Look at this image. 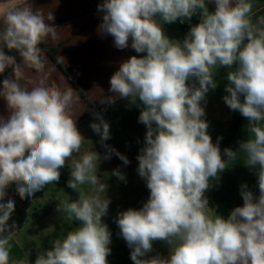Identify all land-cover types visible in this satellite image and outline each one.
Segmentation results:
<instances>
[{
  "label": "clouds",
  "instance_id": "obj_1",
  "mask_svg": "<svg viewBox=\"0 0 264 264\" xmlns=\"http://www.w3.org/2000/svg\"><path fill=\"white\" fill-rule=\"evenodd\" d=\"M252 9L250 0H102L97 6L102 14L98 33L111 36L119 50L130 47L141 54L120 63L110 78L113 95L100 100L128 101L140 109L138 122L146 126L136 159L149 197L139 209L118 212L115 220L134 264H264V15L253 20ZM194 15L199 23L182 41L165 33L164 24L191 21ZM48 19L53 20L51 13ZM2 24L0 44L15 49L27 65L43 69L39 45L54 29L44 16L26 5L8 10ZM14 62L0 51V74ZM220 68L229 70L223 100L247 119L249 133L238 151L225 148L223 156L222 138L212 142L202 106L218 86L214 72ZM0 98L8 110L0 115V264H24L10 256L16 225L8 221L15 201L5 202L7 189L15 185L21 199L32 197L59 182L66 163L67 186L78 198L59 201L57 211L79 226L38 252L34 264H108L112 234L102 217L111 201L101 196L108 186L98 176L97 162L115 153L129 163L105 143L109 123L93 113L90 127L100 136L105 155L93 146L81 153L86 139L69 111L71 91L43 81L28 90L5 78ZM238 153L255 171L259 194L242 184V206L227 217L210 214L206 193ZM111 174L126 182L119 169ZM83 185L90 186V193ZM155 241L169 246L167 257L148 256Z\"/></svg>",
  "mask_w": 264,
  "mask_h": 264
},
{
  "label": "crops",
  "instance_id": "obj_2",
  "mask_svg": "<svg viewBox=\"0 0 264 264\" xmlns=\"http://www.w3.org/2000/svg\"><path fill=\"white\" fill-rule=\"evenodd\" d=\"M101 2L102 0H0V28L3 27L2 19L8 10L26 5L31 6L33 11L41 13L45 22L54 27L53 33L39 45L43 69L27 65L15 49L7 50L6 46L0 44V51L15 58V62L8 64L5 71L0 74V81L5 78L15 79L28 90L43 81L46 86L55 87L62 92L71 91L73 103L69 111L86 139L81 153L92 146L101 156L106 152L99 143L100 136L90 127L95 121L93 115L95 112L100 113L110 125V139L105 143L126 156L129 163L136 164L139 152L132 148H142L144 139L141 142L126 139L125 136L132 135L133 130L128 129L126 124L136 114L140 115V109L136 106L129 107L128 101L123 99H116L114 104H101L100 100L113 95L109 91L110 78L120 63L130 56L141 54L135 53L130 47L119 50L114 46L111 36H102L98 33L97 28L102 14L98 12L97 6ZM250 2L253 5V20L264 15V0ZM208 7L210 11L214 10V4H208ZM50 13L53 20L48 19ZM197 23L199 15L191 18V21H186L184 27L180 25L179 20L164 24L163 27L171 39L182 41L190 27ZM7 114V104L0 98V115ZM113 158L123 163L118 156L114 155ZM245 158L243 153H238L236 160L230 162L229 167L220 173L219 182L213 180V187L207 195L210 214L227 217L232 209L242 206L243 199L240 195L242 184L246 183L254 194H259L257 176L255 171L244 165ZM60 171V180L64 181L65 190L53 183L46 185L32 197L21 199L15 185L7 189L5 202L9 198L15 201V210L8 221L9 225L12 223L16 225L14 238L17 237L18 230L29 223V220H35L53 208L57 210L59 201H68L67 195L71 190L67 186L70 167L66 163ZM156 254L167 257L169 246L163 243L157 251L149 253L148 256ZM10 256L12 261H21L13 259L12 254Z\"/></svg>",
  "mask_w": 264,
  "mask_h": 264
},
{
  "label": "rangeland",
  "instance_id": "obj_3",
  "mask_svg": "<svg viewBox=\"0 0 264 264\" xmlns=\"http://www.w3.org/2000/svg\"><path fill=\"white\" fill-rule=\"evenodd\" d=\"M227 71L229 70L220 68L217 72H214V78L218 82V86L215 90H210L207 93L206 103L202 102L206 112L205 119L209 123L208 133L212 138V142L216 143L217 138H222L219 141L222 156L225 148L238 151L239 143L249 138L247 119L241 118V114L238 111L230 110L223 100V97L227 94L225 92ZM138 118L139 114H136L127 122V128L132 129L133 132L132 135L127 134L125 138L143 142L146 126L139 123ZM132 149L135 152H140L141 148ZM114 155L115 153L108 160L101 159L97 164L98 176L101 182L108 186L106 193H101V196L106 194L111 201L108 214L102 217L103 222L108 225L112 234V242L109 245L111 253L107 260L108 264H122L123 255L128 254L127 250L131 252V249L119 235L120 229L115 222L117 214L128 208H141L149 197V190L146 187V182L135 170L138 167V163L125 165L115 160L113 158ZM223 158L227 159L226 156ZM115 169H119L125 175L126 182L111 174ZM56 184L65 190L64 181L59 180ZM81 187L86 194L90 193L89 185ZM211 189L206 193V196ZM67 196L68 201L71 202L78 198V193L71 189L70 194ZM78 226L79 222L64 219L62 214L55 208L48 210L35 220H29V223L18 230L17 237L10 242L12 245L10 254H12L13 259L21 260L24 264H34L38 252L50 249L56 239H63L68 231L74 230ZM163 243L162 241L153 242L152 252L157 251Z\"/></svg>",
  "mask_w": 264,
  "mask_h": 264
},
{
  "label": "trees",
  "instance_id": "obj_4",
  "mask_svg": "<svg viewBox=\"0 0 264 264\" xmlns=\"http://www.w3.org/2000/svg\"><path fill=\"white\" fill-rule=\"evenodd\" d=\"M7 50H9L7 48ZM241 118H244L242 115H241ZM128 254H124L123 255V262L122 264H134V262L130 259V251L127 250Z\"/></svg>",
  "mask_w": 264,
  "mask_h": 264
},
{
  "label": "built area",
  "instance_id": "obj_5",
  "mask_svg": "<svg viewBox=\"0 0 264 264\" xmlns=\"http://www.w3.org/2000/svg\"><path fill=\"white\" fill-rule=\"evenodd\" d=\"M194 16H196V15H194ZM194 16H193V17H194ZM193 17H192V18H193ZM180 25L184 27V26L186 25V22H184V23H181V22H180Z\"/></svg>",
  "mask_w": 264,
  "mask_h": 264
}]
</instances>
